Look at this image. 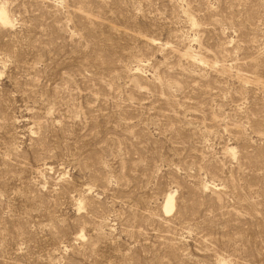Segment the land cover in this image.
<instances>
[{"label": "rangeland", "instance_id": "1", "mask_svg": "<svg viewBox=\"0 0 264 264\" xmlns=\"http://www.w3.org/2000/svg\"><path fill=\"white\" fill-rule=\"evenodd\" d=\"M0 6V264H264V0Z\"/></svg>", "mask_w": 264, "mask_h": 264}, {"label": "bare ground", "instance_id": "2", "mask_svg": "<svg viewBox=\"0 0 264 264\" xmlns=\"http://www.w3.org/2000/svg\"><path fill=\"white\" fill-rule=\"evenodd\" d=\"M5 7V6H4ZM3 6H0V25L4 27H12V19L6 12L5 8ZM193 25V23H192ZM231 155H233L232 152H230ZM206 188V186H204ZM173 199L170 194L167 195L164 205V210L166 212H171L173 209Z\"/></svg>", "mask_w": 264, "mask_h": 264}]
</instances>
